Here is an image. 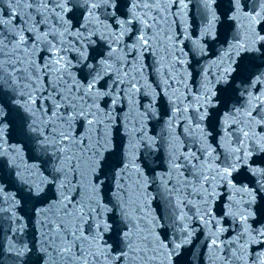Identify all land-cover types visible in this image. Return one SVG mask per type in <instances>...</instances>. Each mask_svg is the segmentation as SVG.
<instances>
[{
  "label": "water",
  "instance_id": "1",
  "mask_svg": "<svg viewBox=\"0 0 264 264\" xmlns=\"http://www.w3.org/2000/svg\"><path fill=\"white\" fill-rule=\"evenodd\" d=\"M261 0H0V264H263Z\"/></svg>",
  "mask_w": 264,
  "mask_h": 264
}]
</instances>
